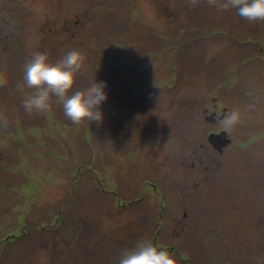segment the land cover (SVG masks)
I'll return each mask as SVG.
<instances>
[{
    "label": "rangeland",
    "instance_id": "374dc122",
    "mask_svg": "<svg viewBox=\"0 0 264 264\" xmlns=\"http://www.w3.org/2000/svg\"><path fill=\"white\" fill-rule=\"evenodd\" d=\"M70 50L73 91L106 83L100 122L22 106L33 53ZM0 72V264H117L139 240L176 264H264V21L205 0H0ZM216 97L241 114L223 153Z\"/></svg>",
    "mask_w": 264,
    "mask_h": 264
},
{
    "label": "clouds",
    "instance_id": "9594fccd",
    "mask_svg": "<svg viewBox=\"0 0 264 264\" xmlns=\"http://www.w3.org/2000/svg\"><path fill=\"white\" fill-rule=\"evenodd\" d=\"M195 6L200 0H189ZM220 11L235 9L241 18L253 22L264 21V0H205ZM85 57L77 50L64 53L55 63L49 61L47 53L35 52L23 66V82L18 90L24 93L22 106L28 114L47 113L52 108L53 97L60 104L64 116L74 124L84 120L100 122L103 113L100 105L108 97L106 83L97 81L84 89L73 91L76 77L84 65ZM7 83L0 72V87ZM25 89L31 90L25 92ZM241 114L233 110L220 121L221 126L231 128L240 121ZM7 128V121L0 114V130ZM117 264H176L173 256L150 240H139L131 248L123 249Z\"/></svg>",
    "mask_w": 264,
    "mask_h": 264
},
{
    "label": "flooded vegetation",
    "instance_id": "af4514ba",
    "mask_svg": "<svg viewBox=\"0 0 264 264\" xmlns=\"http://www.w3.org/2000/svg\"><path fill=\"white\" fill-rule=\"evenodd\" d=\"M229 89L230 88H228V86L226 85V92H228L229 91ZM200 99L201 98H199L198 99V97H197V100H196V102L198 103V101H200ZM202 100V99H201ZM203 102H201L200 103V105H199V103H198V105L200 106V108L202 109V110H204V111H207V108H205V107H202L203 106ZM215 106H219V108L221 109V111H222V116H218L219 114H218V111L216 110H213V111H211V113H207L206 115H205V119L206 120H208V121H212V123L213 124H216V127H220V128H213V129H211L210 131H209V134H208V141H209V144H211L213 147H214V149L216 150V151H218V152H221V153H223L225 150L227 151L228 150V148H229V145L230 144H232V143H230L231 142V138H230V134H231V131H230V128H225V127H222V126H219V125H221L220 123H219V121L218 120H216L218 117L219 118H224V115H225V109H226V115H228V112H229V107L226 105H223L222 103H220V101H219V99L216 97V99H215ZM217 121V122H216ZM224 131H226V134L225 133H223ZM220 134V133H222L223 134V137L225 138V136H226V144L224 145L223 144V141L224 140H221V139H219V138H217V137H215V136H213V138H212V140H209V135L210 134Z\"/></svg>",
    "mask_w": 264,
    "mask_h": 264
},
{
    "label": "water",
    "instance_id": "95a60500",
    "mask_svg": "<svg viewBox=\"0 0 264 264\" xmlns=\"http://www.w3.org/2000/svg\"><path fill=\"white\" fill-rule=\"evenodd\" d=\"M223 133H225L226 134V131H224ZM213 136H215V137H217V138H219V139H221V140H224L223 141V144L225 145L226 144V136H225V138L223 137V134L222 133H220V134H210L209 135V140H212V138H213Z\"/></svg>",
    "mask_w": 264,
    "mask_h": 264
},
{
    "label": "trees",
    "instance_id": "16d2710c",
    "mask_svg": "<svg viewBox=\"0 0 264 264\" xmlns=\"http://www.w3.org/2000/svg\"><path fill=\"white\" fill-rule=\"evenodd\" d=\"M78 172V171H77ZM75 174H77V173H75ZM60 215L61 214H59L58 215V217H60ZM17 236H16V234L15 233H10V234H7V236L4 238V239H8V240H10V238H16ZM3 239V240H4ZM1 242V241H0ZM179 252V251H178Z\"/></svg>",
    "mask_w": 264,
    "mask_h": 264
}]
</instances>
